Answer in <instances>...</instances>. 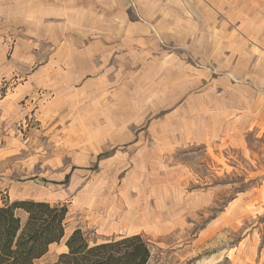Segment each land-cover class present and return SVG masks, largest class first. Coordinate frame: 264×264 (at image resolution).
<instances>
[{"label":"rangeland","instance_id":"374dc122","mask_svg":"<svg viewBox=\"0 0 264 264\" xmlns=\"http://www.w3.org/2000/svg\"><path fill=\"white\" fill-rule=\"evenodd\" d=\"M26 199L68 205L41 264L77 228L264 264V0H0V205Z\"/></svg>","mask_w":264,"mask_h":264},{"label":"trees","instance_id":"16d2710c","mask_svg":"<svg viewBox=\"0 0 264 264\" xmlns=\"http://www.w3.org/2000/svg\"><path fill=\"white\" fill-rule=\"evenodd\" d=\"M16 209L28 212L25 223ZM68 213L67 204L45 200L0 205V264H41L39 260L50 246L64 238ZM65 241L68 251L58 254L55 264H148L152 256L150 245L141 234L92 244L86 233L77 228Z\"/></svg>","mask_w":264,"mask_h":264},{"label":"bare ground","instance_id":"6f19581e","mask_svg":"<svg viewBox=\"0 0 264 264\" xmlns=\"http://www.w3.org/2000/svg\"><path fill=\"white\" fill-rule=\"evenodd\" d=\"M143 221V220H142Z\"/></svg>","mask_w":264,"mask_h":264}]
</instances>
